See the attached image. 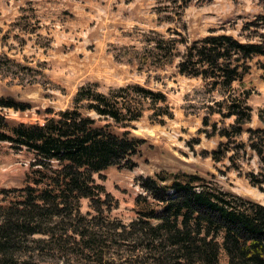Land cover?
Here are the masks:
<instances>
[{"label": "rangeland", "instance_id": "rangeland-1", "mask_svg": "<svg viewBox=\"0 0 264 264\" xmlns=\"http://www.w3.org/2000/svg\"><path fill=\"white\" fill-rule=\"evenodd\" d=\"M219 35L245 44L260 43L264 35L260 0H0V98L28 107L0 109L9 121L42 124L71 108L77 91L87 85H95L103 94L140 86L166 97L165 103L152 102L154 96L139 99L141 117L127 128L144 141L132 159L133 168L110 167L93 175L104 190L103 214L89 199L78 201L80 214L91 222L97 252L73 244L80 239L76 235L67 253L56 251L48 259L62 260L71 253L70 264H152L148 256L137 257L133 252L137 244L119 234L143 211L160 210L142 189L146 177L197 174L209 189L216 187L264 206L263 193L250 182L251 173L258 172V160L240 146L247 141L248 129L264 128L258 120L264 108V57L245 61L247 71L232 84V95L247 94L252 111L234 144L198 133L204 131L207 119L218 127L232 123L233 118L216 113L217 103L227 96L213 91L209 80L186 77L177 70L186 47ZM159 45L164 53L174 45L173 65L158 64L161 57L153 49ZM218 149L223 156L228 152L215 162L210 155ZM33 159L26 149L0 142V210L20 200L18 191L32 185L37 177ZM168 181L160 179L161 185ZM219 262L226 264L224 252Z\"/></svg>", "mask_w": 264, "mask_h": 264}, {"label": "trees", "instance_id": "trees-1", "mask_svg": "<svg viewBox=\"0 0 264 264\" xmlns=\"http://www.w3.org/2000/svg\"><path fill=\"white\" fill-rule=\"evenodd\" d=\"M260 2L264 6V0ZM174 48L164 53L160 45L154 47L155 56L161 57L158 64L173 65ZM257 56L264 57V35L258 44L241 43L227 35L209 36L185 48L179 56L178 73L209 80L213 91L227 96L217 103L216 113L233 118L230 125L220 127L207 119L204 131L198 133L219 136L230 144L243 135L252 111L248 95L236 97L231 87L247 71L245 61ZM149 96L156 98L152 102H166L163 94L140 86L103 94L95 85H87L77 91L71 108L42 124L16 123L0 114V142L32 153L31 165L37 175L32 185L18 191L20 200L0 210V264H70L71 253L62 260L47 256L56 251L67 253L76 235L80 239L73 244L97 252L91 222L80 214L78 201L89 199L92 205L98 204L95 211L103 214L100 195L104 190L95 184L93 175L110 167L133 168L132 159L144 141L127 128L141 117L139 99L149 100ZM27 108L12 98H0L1 110ZM258 120L264 125V108ZM246 133L247 141L240 146L258 160L251 186L264 195V128ZM221 154L218 149L210 156L219 162L224 157ZM160 179L169 181L161 185ZM141 186L160 210L143 211L119 233L124 241L137 244L133 251L137 257L148 256L152 264H220L224 252L226 264H264V206L216 187L209 189L201 176L186 172L146 177ZM36 235L45 238L33 239Z\"/></svg>", "mask_w": 264, "mask_h": 264}]
</instances>
